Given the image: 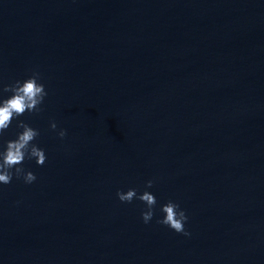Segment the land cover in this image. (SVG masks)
Returning <instances> with one entry per match:
<instances>
[{
    "label": "water",
    "instance_id": "obj_1",
    "mask_svg": "<svg viewBox=\"0 0 264 264\" xmlns=\"http://www.w3.org/2000/svg\"><path fill=\"white\" fill-rule=\"evenodd\" d=\"M33 71L0 150L23 120L47 159L0 183V264H264V0H0V88Z\"/></svg>",
    "mask_w": 264,
    "mask_h": 264
},
{
    "label": "clouds",
    "instance_id": "obj_2",
    "mask_svg": "<svg viewBox=\"0 0 264 264\" xmlns=\"http://www.w3.org/2000/svg\"><path fill=\"white\" fill-rule=\"evenodd\" d=\"M40 73L33 71V74L23 81L16 80L11 84H4L0 92H10L7 98H0V136L10 127L16 117L22 116L25 112L33 113L41 111L40 105L47 96V91L43 83L39 82ZM17 127L22 129L15 139L6 141V147L0 150V183H11L13 176L23 178L25 183H32L36 176L32 171H26L22 167L23 161L35 158L36 163L43 165L47 159L44 150L32 143L39 135V130L31 127L23 120L17 122ZM52 130L57 129L55 121L50 123ZM58 136L63 139L67 135L66 129H59ZM153 180L146 182V187L151 188ZM121 202H132L139 199L146 204V210L141 212L145 223L151 221L154 215V208L157 204L156 197L149 191L138 194L135 188H129L126 192L118 190L116 193ZM160 211L164 214L157 222L166 225L178 233L190 235L185 230L184 222L188 216L184 209L177 202L169 200L160 206Z\"/></svg>",
    "mask_w": 264,
    "mask_h": 264
}]
</instances>
